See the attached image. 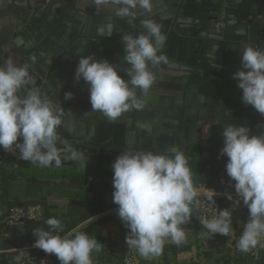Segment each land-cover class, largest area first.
Returning a JSON list of instances; mask_svg holds the SVG:
<instances>
[{
  "label": "clouds",
  "instance_id": "9594fccd",
  "mask_svg": "<svg viewBox=\"0 0 264 264\" xmlns=\"http://www.w3.org/2000/svg\"><path fill=\"white\" fill-rule=\"evenodd\" d=\"M91 3L97 11L114 9L120 19H134L138 9L145 13L153 10V0H91ZM141 24L145 33L121 37L128 80L118 74L114 64L91 55L80 56L75 69V82L83 79L89 85L91 111L100 112L110 123L124 113L145 107L144 97L156 81L152 69L167 63L166 57L158 54V46L166 40L161 26L151 19H144ZM107 28L111 35L114 25L109 23ZM99 31L103 34L104 29ZM30 60L36 62L34 56ZM232 78L242 91L241 102L264 115V50L244 47L241 67ZM71 98V93L65 94V100ZM61 117L62 112L35 85L28 64L18 66L11 57L0 63V148L7 152L18 150L20 160L41 168H59L62 160L83 162L84 154L72 145L60 146L57 129L63 123ZM221 135L223 147L218 159L227 157L225 170L235 195L224 193L231 202V210H218L211 218L202 216L199 223L211 234L227 237L233 230V212L244 206L248 219L236 248L249 252L264 238V134L251 135L248 127L224 125ZM112 171V200L118 206V217L130 230L125 237L130 248H135L141 257L152 259L162 254L166 239L177 246L185 241L183 226L191 221L190 205L197 191L189 159L181 149L172 147L165 154L128 150L116 158ZM215 194V190H210L208 195L213 204ZM90 222L85 220L61 235L62 222L49 218L46 221L49 230H33V247L55 255L60 264H93L92 252L100 251L103 245L81 231Z\"/></svg>",
  "mask_w": 264,
  "mask_h": 264
},
{
  "label": "crops",
  "instance_id": "0c3cea01",
  "mask_svg": "<svg viewBox=\"0 0 264 264\" xmlns=\"http://www.w3.org/2000/svg\"><path fill=\"white\" fill-rule=\"evenodd\" d=\"M250 1V0H246ZM54 12L66 15L104 17L115 20L114 9H97L91 0H0V63L11 57L17 65L21 62V53L25 50L22 36L37 22H41ZM68 21V19H66ZM156 81L144 99L142 110L124 113L114 124L124 127L125 150L135 146L141 149L164 150L178 147L182 151L190 143L201 144L205 150L220 151L223 147L221 135L224 125L245 126L251 135L264 134V115L251 106L241 102L242 91L216 77L201 71L193 73L179 71L156 72ZM119 74V73H118ZM191 77L202 78L200 83L191 84L184 92L171 93L159 88L160 83L188 85ZM72 98L65 100V94ZM137 95L142 93L137 90ZM50 102L62 112V125L58 127L59 137L66 136L68 144L91 140L97 126L108 121L100 112L91 111L89 85L83 79L79 83L71 77H65L59 83L58 90ZM170 154V153H169ZM96 155H84L83 162L63 161L59 168H41L27 163L0 168V217L10 205H39L44 218L38 223L0 229V256L13 262L12 250L32 246L35 241L33 230L47 228V219L63 221L70 211L71 199H96V180L99 174L111 171V164H104ZM206 159L207 152L202 154ZM114 163V161L112 162ZM117 220H121L117 215ZM237 224V226L235 225ZM233 225L234 229L239 226ZM187 243L189 224L184 225ZM233 231L230 235L233 236ZM198 233V243L190 251L173 258L165 257L145 259L143 264H232V239L222 243L202 240ZM119 237L125 243V237L117 232L103 236L100 251H93V264H119L120 246L115 243ZM114 240V241H113ZM166 239L164 247L173 245ZM223 259V260H222ZM59 261V260H58Z\"/></svg>",
  "mask_w": 264,
  "mask_h": 264
},
{
  "label": "water",
  "instance_id": "95a60500",
  "mask_svg": "<svg viewBox=\"0 0 264 264\" xmlns=\"http://www.w3.org/2000/svg\"><path fill=\"white\" fill-rule=\"evenodd\" d=\"M137 12L131 20L51 13L22 36L26 49L19 65H29L35 85L49 101L62 79L70 76L75 80L80 56L108 60L128 80L121 37L145 33L144 19L157 22L166 37L158 54L167 63L152 69L156 72L197 70L237 86L232 77L241 67L243 48L264 50V0H153L151 13ZM109 23L114 25L111 35ZM59 138L60 146L68 144L65 135Z\"/></svg>",
  "mask_w": 264,
  "mask_h": 264
},
{
  "label": "trees",
  "instance_id": "16d2710c",
  "mask_svg": "<svg viewBox=\"0 0 264 264\" xmlns=\"http://www.w3.org/2000/svg\"><path fill=\"white\" fill-rule=\"evenodd\" d=\"M202 78L191 77L188 85L160 83L159 88L163 91L177 93L184 92L186 87L192 83H200ZM74 148L82 152L84 155H96L104 164H111L123 152H125L124 145V127L122 125L114 124L113 122L103 121L97 126L95 136L86 142L75 143ZM132 151H151L153 153L165 154L164 150H152L150 148L141 149L135 146ZM185 156L189 159V167L192 172V182L195 189L204 187L206 189H213L215 191L221 190L229 186V177L226 174L225 165L227 157L218 159L220 151L205 150L201 144L190 143L183 150ZM207 152L208 157L204 159L202 154ZM169 154V153H168ZM223 181V183H222ZM96 199H71L69 200L70 211L63 217L61 221L64 232L71 230L77 224L85 220H90L81 231L86 232L90 237L96 238L99 243H103V236L117 232L120 237H126L129 234L121 220H117L118 206L113 203L112 193L113 189V171H106L99 174L96 180ZM11 206V205H10ZM95 217L96 219H94ZM189 224V239L187 243L167 245L163 248L165 257L171 254L173 258H177L181 253L190 251L194 248L195 243H198V233L200 229L194 217L191 215ZM44 230H49L43 228ZM223 260V259H222ZM0 264H7V260L0 256ZM56 264H60L59 261ZM223 264H228L226 261ZM233 264H241L235 260ZM248 264H259L257 262H249ZM261 264H264V252L261 255Z\"/></svg>",
  "mask_w": 264,
  "mask_h": 264
},
{
  "label": "built area",
  "instance_id": "2783aa9c",
  "mask_svg": "<svg viewBox=\"0 0 264 264\" xmlns=\"http://www.w3.org/2000/svg\"><path fill=\"white\" fill-rule=\"evenodd\" d=\"M18 156V150L16 152H7L1 148L0 168L5 169L11 165H18L20 163L32 165L29 162L20 160ZM210 190L213 189H206L204 187L197 188V197L190 205L192 209V216L194 217L197 226L202 233V240L222 243L225 239L233 238L231 241H233L234 247H236V242L243 231V225L248 219V210L244 206H241L233 212L231 226L233 229L232 231L234 232L233 236L230 234L227 237L221 236L219 234H211L199 223V218L202 216L211 218L213 215L218 213V210L225 208L231 210V202L225 198L224 193L226 191L232 192L233 195H235V193L234 189L230 186L215 191L216 194L213 196L215 203L213 204L208 200ZM43 218V210L39 205H11L8 207L6 213L0 217V229L21 226L27 223H38L42 221ZM235 223L239 224L236 229L233 227ZM235 225L237 226V224ZM115 243L120 246L119 264H143L142 259L135 248H130L126 242L121 243L119 241V237L115 239ZM236 250V255L232 257L233 263L235 260H237L241 262V264H248L249 262H257L261 264V255L264 252V238H261L260 244H258L256 248L249 252H241L237 248ZM12 253L16 255L14 261L7 264H56L58 261L55 255L46 254L41 249L33 247V245L14 249L12 250ZM17 257H19V259H17Z\"/></svg>",
  "mask_w": 264,
  "mask_h": 264
},
{
  "label": "rangeland",
  "instance_id": "374dc122",
  "mask_svg": "<svg viewBox=\"0 0 264 264\" xmlns=\"http://www.w3.org/2000/svg\"><path fill=\"white\" fill-rule=\"evenodd\" d=\"M207 243H208V241H207ZM233 250L237 251V250H236V247H233Z\"/></svg>",
  "mask_w": 264,
  "mask_h": 264
}]
</instances>
